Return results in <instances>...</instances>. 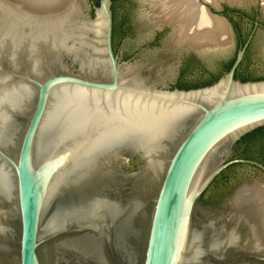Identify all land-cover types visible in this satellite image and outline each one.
Instances as JSON below:
<instances>
[{
	"label": "water",
	"instance_id": "obj_1",
	"mask_svg": "<svg viewBox=\"0 0 264 264\" xmlns=\"http://www.w3.org/2000/svg\"><path fill=\"white\" fill-rule=\"evenodd\" d=\"M71 1L0 0V264H264L263 234L230 208L253 184L201 202L230 167L264 178L231 160L264 127V80L235 79L247 46L212 86L172 90L163 62L114 53L113 0ZM208 11L231 32L222 2Z\"/></svg>",
	"mask_w": 264,
	"mask_h": 264
},
{
	"label": "flooded vegetation",
	"instance_id": "obj_2",
	"mask_svg": "<svg viewBox=\"0 0 264 264\" xmlns=\"http://www.w3.org/2000/svg\"><path fill=\"white\" fill-rule=\"evenodd\" d=\"M198 4L208 13L207 2L198 0ZM115 5L116 0H113V50L117 56L123 60H137L143 53L154 49H163L165 35L170 32L169 30H173L169 25L161 28L162 30L157 32L156 37L152 41L144 43L129 54H125V48L137 40L138 30L135 29L133 20L130 17L126 25L120 31L118 28L115 32V25L117 24ZM222 7L223 11L220 15L230 25L231 44H235V52L228 57L226 55L227 49L224 48L217 49V52L208 53V47L206 49H198L187 45L177 56H172L171 54V57L168 58L169 61H165L162 64V66L166 67L165 71L169 69L174 71V77L165 82L169 89L191 90L206 87L208 83L214 81L218 82L228 72V66L231 63L234 65L238 53L246 46L243 61L235 72V79L238 81L246 78L264 80V75L257 76L251 71L253 58L261 54V50L257 46L258 37L264 34V21L262 20L260 9L253 7L252 12L248 13L241 7H232L226 3L222 4ZM256 24H258L257 27ZM244 25L247 27L246 31H243ZM168 50H171V48L169 47ZM218 52H222V55L218 54ZM211 68L215 69V71L211 70ZM260 164L264 166L263 163Z\"/></svg>",
	"mask_w": 264,
	"mask_h": 264
},
{
	"label": "bare ground",
	"instance_id": "obj_3",
	"mask_svg": "<svg viewBox=\"0 0 264 264\" xmlns=\"http://www.w3.org/2000/svg\"><path fill=\"white\" fill-rule=\"evenodd\" d=\"M1 1L34 15H38L39 13L43 15L45 14L44 9L51 6L50 2L55 0ZM203 1L216 7L220 2L224 1L233 4H243L255 0ZM144 4L145 21L148 22V26L155 28L169 25L173 28V35L170 41L173 56H177L187 45L198 49H206L208 47V53L217 52V49H227L229 44L231 45V35L227 24L221 18L210 14L209 11L207 13L198 4V0H145ZM261 4L264 14V0H261ZM59 6H67L66 8H69L70 11L76 8L71 0H62ZM59 11H61L60 8L57 9V12ZM131 69L145 81V77L139 70ZM168 145H172V143L166 141L151 148V150ZM261 184L256 183L249 188L241 190L238 196L232 201L230 208L234 212L246 215L264 236V187Z\"/></svg>",
	"mask_w": 264,
	"mask_h": 264
},
{
	"label": "rangeland",
	"instance_id": "obj_4",
	"mask_svg": "<svg viewBox=\"0 0 264 264\" xmlns=\"http://www.w3.org/2000/svg\"><path fill=\"white\" fill-rule=\"evenodd\" d=\"M92 1L93 0H89V3H91ZM144 3L145 0H116L115 17L119 31L123 26L126 25L127 20L130 17L133 20V25L135 26V29L138 30L137 40L132 44L128 45L127 48H125L124 50L125 54H129L135 49L139 48L144 43L152 41L154 37H156L157 32L162 30L161 28H157V27L153 28L148 26V22L145 21L146 14H145ZM224 3H229V2L228 1L222 2V4ZM256 5H258V8L260 9L262 20L264 21L263 9L260 6L261 0H255L250 2L248 1L246 3H243L241 8H243L248 13H251L253 7H257ZM246 30L247 27L244 25L243 31ZM169 31L170 32L167 33V35H165L164 37L163 49H154L147 53L141 54L139 60H141L142 63L157 64L158 65L157 69L161 70L162 67L160 66V64L162 62L169 61L168 58L171 57L172 52L171 50H168V48L170 47V41L173 30H169ZM257 44H258L257 46L261 50V54L253 58L252 61L253 66H251V71L253 72V74L259 76V75H264V34L259 35ZM234 52H235V44H231V45L229 44V46L227 47L226 55L229 57ZM221 53L222 52H218V54L222 55ZM171 70L169 69L167 71H164L162 77L164 78L165 82L171 80L174 77V71ZM211 70L215 71V69L213 68H211ZM227 176H229V179H231L233 185L237 186L234 192L246 182H249L251 185L252 184L255 185L256 183H260V184L262 183L261 185L264 187V178H262L261 172L259 170L249 169L246 167H236L230 170ZM234 192L229 196L225 197L222 203L215 207L222 206V204L226 201V199L230 198L234 194ZM205 199H208V193Z\"/></svg>",
	"mask_w": 264,
	"mask_h": 264
},
{
	"label": "trees",
	"instance_id": "obj_5",
	"mask_svg": "<svg viewBox=\"0 0 264 264\" xmlns=\"http://www.w3.org/2000/svg\"><path fill=\"white\" fill-rule=\"evenodd\" d=\"M94 4L96 6L99 5V0H93ZM118 29V25H115V32ZM233 63H231L228 66V72L232 68ZM227 72V73H228ZM254 81H262L259 79L250 80L248 78L241 80V82H254ZM217 81L208 83V86H212ZM204 88V87H203ZM199 89V88H195ZM193 90V89H191ZM235 159H243V160H250L255 161L258 163L264 164V127L260 128L244 138L241 139L235 146L233 150V154L231 157V160ZM138 165H140L138 159H133L130 163L131 168H136ZM236 167H242V166H233L230 167L228 170H226L215 182L214 184L208 189V191L202 196L201 202L206 206H218L225 197L229 196L234 192L237 186H234L231 182V179H229V176H227L228 172ZM208 193V199H205L206 195Z\"/></svg>",
	"mask_w": 264,
	"mask_h": 264
}]
</instances>
